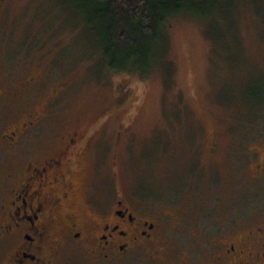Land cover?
Wrapping results in <instances>:
<instances>
[{
	"label": "rangeland",
	"instance_id": "obj_1",
	"mask_svg": "<svg viewBox=\"0 0 264 264\" xmlns=\"http://www.w3.org/2000/svg\"><path fill=\"white\" fill-rule=\"evenodd\" d=\"M230 5L205 21L172 20L165 56L141 78L107 69L68 0H0V90H20L1 95L0 135L41 112L36 139L53 148L72 129L97 131L102 199L115 192V161L118 194L133 204L260 219L264 183L248 174L251 151L264 148V111L247 117L264 100V1ZM13 156L0 151V180Z\"/></svg>",
	"mask_w": 264,
	"mask_h": 264
},
{
	"label": "flooded vegetation",
	"instance_id": "obj_2",
	"mask_svg": "<svg viewBox=\"0 0 264 264\" xmlns=\"http://www.w3.org/2000/svg\"><path fill=\"white\" fill-rule=\"evenodd\" d=\"M42 118L34 111L0 135V151L14 154L0 180V264H264V215L240 225L189 205L133 204L118 194L114 157L115 192L102 199L97 131L72 129L53 148L36 139ZM206 151L215 156V140ZM251 152L248 176L264 183V148Z\"/></svg>",
	"mask_w": 264,
	"mask_h": 264
},
{
	"label": "trees",
	"instance_id": "obj_3",
	"mask_svg": "<svg viewBox=\"0 0 264 264\" xmlns=\"http://www.w3.org/2000/svg\"><path fill=\"white\" fill-rule=\"evenodd\" d=\"M73 11L92 31L96 53L111 72L146 77L156 69L167 44L172 20H208L231 8L230 0H68ZM257 2L262 0H240ZM264 1V0H263ZM233 8V6H232ZM70 12V11H69ZM156 50L158 55L156 56ZM155 54V55H153ZM264 111V100L247 117Z\"/></svg>",
	"mask_w": 264,
	"mask_h": 264
}]
</instances>
